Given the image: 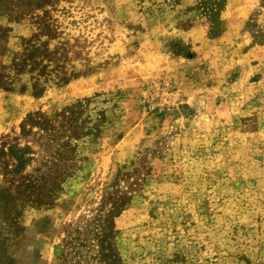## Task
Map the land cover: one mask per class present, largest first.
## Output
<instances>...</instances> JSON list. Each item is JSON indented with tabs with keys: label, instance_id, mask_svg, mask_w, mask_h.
I'll return each mask as SVG.
<instances>
[{
	"label": "rangeland",
	"instance_id": "obj_1",
	"mask_svg": "<svg viewBox=\"0 0 264 264\" xmlns=\"http://www.w3.org/2000/svg\"><path fill=\"white\" fill-rule=\"evenodd\" d=\"M0 264H264V0H0Z\"/></svg>",
	"mask_w": 264,
	"mask_h": 264
},
{
	"label": "trees",
	"instance_id": "obj_2",
	"mask_svg": "<svg viewBox=\"0 0 264 264\" xmlns=\"http://www.w3.org/2000/svg\"><path fill=\"white\" fill-rule=\"evenodd\" d=\"M27 123H30V127H32V126H34V125H37V126H41V124H39V123H37V122H35L34 120H33V117H29L28 119H27V121H25V122H23V123H21V129H22V132L24 133L25 131H26V124ZM28 132H29V130H28ZM57 153V152H56ZM57 155H59V153H57ZM18 160H20L21 161V159L20 158H18ZM60 179H61V177L59 176V179H58V181H60Z\"/></svg>",
	"mask_w": 264,
	"mask_h": 264
}]
</instances>
